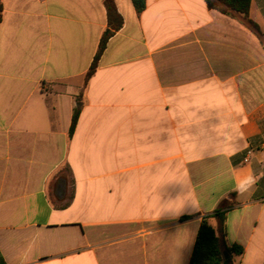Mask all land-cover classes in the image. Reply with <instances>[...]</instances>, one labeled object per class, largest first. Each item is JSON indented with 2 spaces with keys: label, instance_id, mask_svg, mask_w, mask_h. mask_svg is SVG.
I'll return each mask as SVG.
<instances>
[{
  "label": "crops",
  "instance_id": "1",
  "mask_svg": "<svg viewBox=\"0 0 264 264\" xmlns=\"http://www.w3.org/2000/svg\"><path fill=\"white\" fill-rule=\"evenodd\" d=\"M115 3L124 25L70 137L108 28L103 0H2L5 264H189L203 218L226 199L237 263L264 264V177L233 190L264 172L260 39L205 0H146L142 13ZM249 16L264 33V0Z\"/></svg>",
  "mask_w": 264,
  "mask_h": 264
},
{
  "label": "trees",
  "instance_id": "2",
  "mask_svg": "<svg viewBox=\"0 0 264 264\" xmlns=\"http://www.w3.org/2000/svg\"><path fill=\"white\" fill-rule=\"evenodd\" d=\"M251 1L252 0H205L209 9L216 10L222 14L230 16L243 24L260 39V42L264 47V33L259 25L249 16ZM132 3L138 13H142L146 8V0H132ZM103 5L106 10L108 28L102 35L98 50L85 74L83 88L77 96L79 105L73 112L69 132L70 137L74 134L80 117L84 90L86 89L90 79L96 73L99 60L106 50L108 40L124 25L123 17L117 9L115 0H103ZM2 11V0H0V22L2 20ZM65 169L70 171L68 166H66ZM59 178L67 182V178L63 172L60 174ZM72 196L73 195L70 196V200L72 199ZM69 201L66 205L69 204ZM232 204L233 203L231 201L226 199L212 214L203 218L189 264H238L235 256L242 254L243 249L239 246L229 247L227 241L226 210L231 207ZM211 218L216 220V228L210 224ZM224 250L229 255L226 259L224 258ZM0 264H5L1 254Z\"/></svg>",
  "mask_w": 264,
  "mask_h": 264
},
{
  "label": "clouds",
  "instance_id": "3",
  "mask_svg": "<svg viewBox=\"0 0 264 264\" xmlns=\"http://www.w3.org/2000/svg\"><path fill=\"white\" fill-rule=\"evenodd\" d=\"M261 177H264V172H261L258 175L250 173L248 175L241 176L237 180L235 188L233 189L237 193L238 198L249 192Z\"/></svg>",
  "mask_w": 264,
  "mask_h": 264
},
{
  "label": "water",
  "instance_id": "4",
  "mask_svg": "<svg viewBox=\"0 0 264 264\" xmlns=\"http://www.w3.org/2000/svg\"><path fill=\"white\" fill-rule=\"evenodd\" d=\"M223 253H224V258L225 259L229 257L228 253L225 250L223 251Z\"/></svg>",
  "mask_w": 264,
  "mask_h": 264
}]
</instances>
